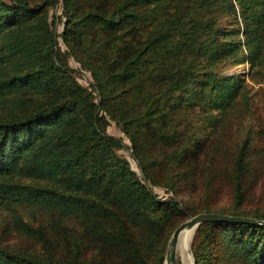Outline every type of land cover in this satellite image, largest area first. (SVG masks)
Returning a JSON list of instances; mask_svg holds the SVG:
<instances>
[{
    "label": "trees",
    "instance_id": "obj_1",
    "mask_svg": "<svg viewBox=\"0 0 264 264\" xmlns=\"http://www.w3.org/2000/svg\"><path fill=\"white\" fill-rule=\"evenodd\" d=\"M60 3L61 37L91 73L88 86L58 45L49 9ZM244 63L264 71V0H97L86 8L0 0V105L10 109L0 116V208L33 206L72 223L66 257L0 244V264H163L181 219L201 213L181 192L202 182L205 205L226 179L239 209L257 178L247 138L232 146L229 137L233 158L222 178L194 165L199 135L216 133L247 103L243 75L228 73ZM183 112L196 113L195 129L178 130ZM110 121L129 139L140 173L120 154L123 140L107 133ZM151 186L173 195L162 200ZM18 224L46 242L41 228L19 216ZM191 251L194 264H264V225L205 222Z\"/></svg>",
    "mask_w": 264,
    "mask_h": 264
},
{
    "label": "rangeland",
    "instance_id": "obj_2",
    "mask_svg": "<svg viewBox=\"0 0 264 264\" xmlns=\"http://www.w3.org/2000/svg\"><path fill=\"white\" fill-rule=\"evenodd\" d=\"M27 1L33 6L43 2V0ZM96 2L97 0H75L76 5L84 8ZM49 13L51 18L53 17L55 19L59 47L62 51L69 53L68 63L71 67L77 69L78 81L88 86L89 83L92 82L91 73L84 69L81 64L72 57L71 51H69L61 37L65 24L61 3L51 7ZM129 35L131 41L138 39L137 28H133ZM249 70L250 65L247 63L233 66L228 70V73H234L235 76L243 75V84L248 90L247 103L241 102L238 110L235 109L228 114L229 116L224 121L222 126H225L222 129H219L216 133L212 132L209 134V132H206L204 135L203 132L199 135L202 136V141L200 143L201 156H199L198 163L194 165V172L199 174L205 172L203 175H206L210 168L216 178H222V176L227 173V169L231 164L230 160L233 158L232 149L227 148V146H230L229 137L232 146L247 138V162L256 172V181H254L252 187L247 190L241 207L236 211L232 207V191L226 179L220 180L218 188H211L210 193H208L210 194L209 202L205 205L201 203L205 195H199L203 186L202 182H196L198 186H195L193 190L188 191L186 189L178 195L179 200L185 201L186 204L193 205L192 209L195 211L203 213L201 210L205 209L208 205L210 211L224 213L235 211L236 213H244L247 214L248 217H254L256 219L259 218L255 216H259L264 220V71L258 68H256V71L253 70L252 72H249ZM32 98L35 102L37 101L36 96ZM9 110L10 109L1 103L0 116L8 114ZM197 119L196 113L183 112L179 114V118L176 119V123L180 126L178 130L181 131L187 128L190 130L195 129L198 124ZM219 125L221 124L219 123ZM107 133L123 140L126 147L124 150L120 151V154L127 158L131 167L136 172H139L140 170L136 162L131 157L132 148L129 139L120 130L119 126L113 121H110L107 127ZM218 141L223 142L222 147H217ZM200 181H203L202 177H200ZM186 187L187 185H184V188ZM151 188L157 194L158 198L162 200L173 195L172 191L166 190L161 186H151ZM15 208V210L0 208L1 245L13 248L29 256L44 259L52 256L57 258L66 257L67 253L70 251L71 244L72 223L70 221H61L57 217L49 216L33 206L21 205ZM18 216L28 222L32 227L41 228L46 242H41L32 235H28L21 224L16 225ZM191 216L181 219L180 222L186 221ZM196 229H194L192 233L188 248L181 247L179 243L177 244V264H193L194 257L191 251V243ZM163 264H166V253Z\"/></svg>",
    "mask_w": 264,
    "mask_h": 264
},
{
    "label": "water",
    "instance_id": "obj_3",
    "mask_svg": "<svg viewBox=\"0 0 264 264\" xmlns=\"http://www.w3.org/2000/svg\"><path fill=\"white\" fill-rule=\"evenodd\" d=\"M209 221H226V222H236L245 224H258L264 225V220L243 217V216H230L226 214L219 213H199L195 216L190 217L183 223H181L172 233L168 248L166 252V264H177L176 261V248L179 241L180 234L184 230L196 229L199 225L209 222ZM194 264V262H193Z\"/></svg>",
    "mask_w": 264,
    "mask_h": 264
},
{
    "label": "bare ground",
    "instance_id": "obj_4",
    "mask_svg": "<svg viewBox=\"0 0 264 264\" xmlns=\"http://www.w3.org/2000/svg\"><path fill=\"white\" fill-rule=\"evenodd\" d=\"M193 231H194V228L193 229H189V230H184L180 234L178 243L180 244L181 247L188 248V244H189V241H190V238L192 236Z\"/></svg>",
    "mask_w": 264,
    "mask_h": 264
}]
</instances>
